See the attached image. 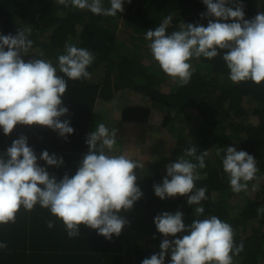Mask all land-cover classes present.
I'll return each mask as SVG.
<instances>
[{
	"label": "trees",
	"instance_id": "obj_1",
	"mask_svg": "<svg viewBox=\"0 0 264 264\" xmlns=\"http://www.w3.org/2000/svg\"><path fill=\"white\" fill-rule=\"evenodd\" d=\"M108 6L105 0V7ZM243 6L245 18H251L264 11V0H243ZM206 8L202 0H125L123 12L106 16L71 5L66 7L56 0H0V33L15 34L18 25L31 27L34 44L29 57H38L42 50L45 58L55 64L70 43L95 54L88 68L90 77L69 79L62 97L69 112L61 119H69L74 128L67 136L77 141L72 145L74 150L84 154L88 151L85 140L96 100L111 99L125 89L140 100H131L123 108L121 119L146 128L154 117L153 111L161 113L152 131L159 135L162 144H167L163 157L149 162L148 174L137 181L143 196L133 209L120 212L128 223L118 236L113 234L108 239L81 224L80 235L69 237L62 221L47 208L39 205L31 211L21 208L14 223L0 225V241L7 243L6 248L0 249V264H141L144 258L160 251L159 245L165 238L163 234L156 237L159 233L153 220L156 214L179 209L184 213L185 223L196 218L195 206L188 204L186 195L161 199L153 188L166 175V165L193 145L198 153L208 152L207 166L199 169L201 178L196 181L197 187L207 189L208 199L202 201L204 215L215 214L227 220L235 230L236 242L243 241L244 249L234 258V264H264V215L257 213V208L264 205V83L232 82L225 61L218 55L212 59L193 58L195 71L190 81L181 85L160 68L145 38L147 29L158 26L169 14L173 17L169 32L177 30L182 22L206 24L207 18L200 15ZM120 21L139 34L123 29L120 33ZM134 37H141L144 44L135 45ZM17 132L27 135L35 151L43 148L60 151L64 147L65 138L48 126L33 124ZM156 144L151 142V148ZM229 144L253 154L259 168L256 179L248 182L249 189L244 191L240 203L229 201L240 193L232 191L223 170V152L217 155V149ZM8 146L10 142L0 129V151ZM77 161H64L57 168V179L78 167ZM46 167L50 173L56 169L53 165ZM254 183L259 184L257 190H252ZM48 220L55 221L53 227H48ZM135 228L143 235L135 236L134 244H125L124 239ZM167 238L174 237L170 234ZM170 259L169 252L165 264Z\"/></svg>",
	"mask_w": 264,
	"mask_h": 264
},
{
	"label": "clouds",
	"instance_id": "obj_2",
	"mask_svg": "<svg viewBox=\"0 0 264 264\" xmlns=\"http://www.w3.org/2000/svg\"><path fill=\"white\" fill-rule=\"evenodd\" d=\"M64 6L90 10L93 14L115 16L124 11L125 0H56ZM130 2V0H129ZM207 6L200 15L207 23L182 22L177 30L168 31L173 17L167 15L155 28L145 32L152 57L160 68L183 85L187 84L195 68L193 58L212 59L222 56L234 83L252 81L264 83V11L245 18L243 0H202ZM32 29L23 26L16 33H0V129L10 134L19 124L48 126L60 136L74 132L69 119H61L69 109L62 103L68 80L90 77L89 66L95 60L92 50L67 44L57 63L39 56L29 57L33 47ZM29 57L25 59V57ZM58 73H63L59 75ZM118 129L104 122L95 125L87 134L88 151L79 161L74 174L65 173L57 179L46 166H60L63 156L47 149L39 157L28 143L27 135L13 139L0 151V225L14 223L17 212L31 211L39 205L60 219L69 237L80 235V225L95 229L105 238L119 235L127 219L122 210L133 207L143 196L137 183L135 169L141 162L115 149ZM232 191L249 189V181L257 177V159L235 144L217 149ZM208 152L197 151L195 145L166 165L161 183L153 185L155 195L167 199L186 195L194 205L190 223H185L181 210L162 211L153 218L156 229L165 237L159 252L146 257L141 264H234V258L244 249L243 241L234 239L235 230L215 214L204 215L202 201L207 200L206 186H196L201 178L199 169L206 168ZM194 158V159H193ZM257 190L259 184H252ZM264 215V205L257 208ZM48 227L55 221L48 220ZM177 233L182 235L177 236ZM173 239H168L169 235ZM7 247L0 241V249Z\"/></svg>",
	"mask_w": 264,
	"mask_h": 264
},
{
	"label": "crops",
	"instance_id": "obj_3",
	"mask_svg": "<svg viewBox=\"0 0 264 264\" xmlns=\"http://www.w3.org/2000/svg\"><path fill=\"white\" fill-rule=\"evenodd\" d=\"M18 26L20 28L26 25H18ZM127 91L128 89L122 90L121 92L116 94L113 98L108 99V100H105V99L103 100L100 98L96 100L94 104V109H93V119L90 121L88 125L87 133L93 131L95 128V125L100 122H104L109 127L117 128L118 129L117 144L115 146V149L118 153H123L132 158H136L141 162L142 168L135 169L136 174H137V181H140L142 180L144 174L146 173L148 174V169H147L148 165H145V164L152 161L151 149L147 145L148 141L146 140L144 134L141 133L143 132L144 129H147L148 127L144 128L143 125L141 124H137L133 122H125L121 119L123 108L128 106L131 100L132 101L140 100L139 96L138 98L135 99V96H132L130 94V91L128 94H126ZM32 125L18 123L10 134H6L7 140L11 144L13 139L18 138L20 135H22V133L17 132L18 130H21L23 126H32ZM146 137H149V136H146ZM75 142L77 144V141H74L71 138L69 139V137H67L63 145L64 147L61 146L60 151H56L54 149L52 150L47 149V150L49 151L50 154L55 152L57 155L63 156V160L67 162L76 161V159H78L77 163L75 164V165H78L84 153L74 150L72 145L75 144ZM44 149L45 148L41 149L40 151H35L38 157L41 151ZM38 163L41 164L42 166H47L46 162L43 160H38ZM58 167L59 166H55L56 169L53 173L51 172V174L55 175ZM76 170H77V167H73L72 170L68 174L72 175V173H74ZM131 209H133V207L125 211H129ZM130 232L131 234L129 236H130L131 244H134L133 241L137 239L136 238L137 236L143 235L140 231L136 230V228L132 229ZM161 235H162L161 233H157L156 237H159V236L161 237ZM152 236H153V232H152Z\"/></svg>",
	"mask_w": 264,
	"mask_h": 264
},
{
	"label": "rangeland",
	"instance_id": "obj_4",
	"mask_svg": "<svg viewBox=\"0 0 264 264\" xmlns=\"http://www.w3.org/2000/svg\"><path fill=\"white\" fill-rule=\"evenodd\" d=\"M118 27L120 28L119 29L120 33H121V29H123V30H127V31H131L132 30L133 33L135 32V33L139 34L137 30L132 29L131 27L125 26L121 21L119 22ZM133 39H134L133 43L135 45L144 44V41H140L141 37H134ZM128 93H129V90L126 92V94H128ZM153 116L154 117H152V120H150V122L148 124H146V126L148 128L147 129L143 128L144 130H143V132H141L142 134H144L146 140L148 141L147 145L151 149V158H152V160L162 156V154H165L164 150H166V148H167V144L166 145L162 144V141L159 139V135L156 134V133H153V131H152V130H155L154 125H155V127H157V124H158V122L160 120V117H161V113L153 111ZM152 135H154V136H152ZM146 136H149V137H146ZM151 142H157V144L155 145V148H151L152 145H149V144H151ZM147 164H145V165H147ZM239 193L240 194L235 195V197L232 196V198H229V201H231L232 203L233 202L234 203H236V202L240 203L243 200V198H244L245 192L241 191ZM182 207H183L182 210L184 212H186L185 206L183 205ZM124 242H125V244L126 243L131 244L130 236H127L126 239H124Z\"/></svg>",
	"mask_w": 264,
	"mask_h": 264
}]
</instances>
